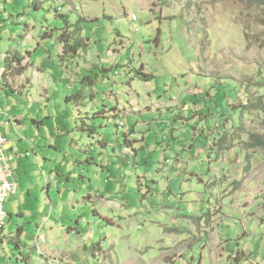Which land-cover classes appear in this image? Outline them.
Segmentation results:
<instances>
[{"label":"rangeland","instance_id":"374dc122","mask_svg":"<svg viewBox=\"0 0 264 264\" xmlns=\"http://www.w3.org/2000/svg\"><path fill=\"white\" fill-rule=\"evenodd\" d=\"M14 50L0 264H264V8L0 0Z\"/></svg>","mask_w":264,"mask_h":264},{"label":"trees","instance_id":"16d2710c","mask_svg":"<svg viewBox=\"0 0 264 264\" xmlns=\"http://www.w3.org/2000/svg\"><path fill=\"white\" fill-rule=\"evenodd\" d=\"M243 1L247 5H250L253 7L257 6L260 8H264V0H243ZM61 17L64 19L66 27H68L69 25L68 20H65V16L61 15ZM72 36H73V33L70 34V32L66 30V28L60 34L59 41H60V44H62V50H61L62 56L61 57H74L77 54L78 50L81 48V45L78 43L77 40L73 39ZM3 61H4V68L2 72V77H6L7 73H10L13 76H19L27 68V64H23L24 57L21 56L17 50H14L10 54V56H9V53L4 55ZM243 101H245V103L240 104L241 101H239L238 105L235 104L236 106H240L239 110L241 112L245 111L244 107L246 105V100H243ZM247 107L248 106H246V108ZM252 137L256 138L257 136H252ZM261 143L259 144L258 142V145H261Z\"/></svg>","mask_w":264,"mask_h":264},{"label":"built area","instance_id":"2783aa9c","mask_svg":"<svg viewBox=\"0 0 264 264\" xmlns=\"http://www.w3.org/2000/svg\"><path fill=\"white\" fill-rule=\"evenodd\" d=\"M133 20H136L135 16H133ZM6 142L5 136L0 131V229L4 228L3 219L6 217L3 204L9 196L14 195L17 191V185L12 179L11 157L6 154Z\"/></svg>","mask_w":264,"mask_h":264},{"label":"crops","instance_id":"0c3cea01","mask_svg":"<svg viewBox=\"0 0 264 264\" xmlns=\"http://www.w3.org/2000/svg\"><path fill=\"white\" fill-rule=\"evenodd\" d=\"M3 59H4V56L2 55V57H1V60L3 61ZM28 63V62H27ZM23 64H25V63H23ZM27 66H28V64H27ZM4 68V67H3ZM27 69H25V71H26ZM3 71V69L2 68H0V72H2ZM25 71L20 75V76H22L24 73H25ZM7 77V76H6ZM5 77V78H6ZM18 121V120H17ZM1 125H2V123H0ZM5 136V135H4ZM5 138H6V140H7V137L5 136ZM6 148L9 150V149H11V147H9L8 146V142H6ZM7 150V151H8ZM6 151V152H7ZM10 157H11V162H12V160H13V156L12 155H9ZM0 230H2V229H0ZM40 264H44V263H42V260L40 259Z\"/></svg>","mask_w":264,"mask_h":264}]
</instances>
